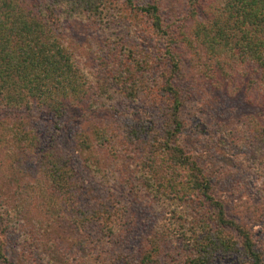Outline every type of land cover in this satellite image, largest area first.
Masks as SVG:
<instances>
[{"label":"trees","instance_id":"1","mask_svg":"<svg viewBox=\"0 0 264 264\" xmlns=\"http://www.w3.org/2000/svg\"><path fill=\"white\" fill-rule=\"evenodd\" d=\"M98 9L0 0V264H264L228 214L264 220V180L256 204L216 194L180 115L241 97L208 137L264 177V0H121L91 80L59 35Z\"/></svg>","mask_w":264,"mask_h":264},{"label":"rangeland","instance_id":"2","mask_svg":"<svg viewBox=\"0 0 264 264\" xmlns=\"http://www.w3.org/2000/svg\"><path fill=\"white\" fill-rule=\"evenodd\" d=\"M121 0H91V5H95V3L99 2V9L96 14H91L88 19H80L76 16H73L70 19V22L73 21V24L70 25V28L61 23L60 28H64L67 32L60 33L59 37L62 40H66V46L71 50V46L73 42L70 41L71 36L74 38L76 43H73V48L75 52L73 53L76 56L77 63H79V67H83L88 71V79L94 80L97 78L96 76V61L94 59V51L99 50L100 45H102V41L106 38L111 44L114 41V35H111L109 31L113 28V21L117 22V19H113V12L115 6L117 7V2ZM181 8V5L180 7ZM75 8L72 9L74 11ZM74 12H78V7ZM99 14L102 16L103 22L110 23L106 25L105 28L98 29L97 24L93 23L98 18ZM95 19V20H94ZM86 32L90 34L91 37L85 40V36L82 32ZM122 32H117L114 39L119 43H122ZM119 36V37H118ZM92 45V46H90ZM115 49L121 47V44H117L114 42L112 44ZM150 46V44H149ZM127 48V47H126ZM124 48L122 51L126 50ZM191 75H186L185 77L190 79ZM188 81H186L187 83ZM205 88V87H203ZM210 94L212 93L209 91ZM228 93V92H227ZM228 95H232L230 92ZM219 99L222 103L218 106L217 110L211 111L210 109H199L200 114L196 115L194 113H190V110L182 109L180 111V115L188 126L187 132L192 133L194 138H196V143L194 149L195 152H199L197 156L202 155L201 162L207 166V170L211 173H215L216 177H218L217 183L215 184L216 194L222 195L229 200L230 203H233L235 200H241L245 202V204H256L260 193V182L264 180V177H258L254 173L251 172V169H248V166L245 161L239 158V153L234 149V155L231 154L228 145H220L219 142H215L212 137H208V135L213 134L217 128V122L219 121H228L231 122L234 118H237L243 114L248 112L256 111L254 107H249L243 103L241 97L231 98V96L225 95V93H219ZM190 104V103H189ZM122 110H127L129 105L124 106V104H119ZM135 103H132L131 106L134 107ZM118 107V108H120ZM212 108V106H210ZM165 109H159L158 113H162ZM45 114L44 112L41 115ZM196 116L201 118L203 122H205L209 127L207 131H200L193 127V123L196 120ZM197 118V119H198ZM229 124V123H226ZM197 131V136H196ZM66 132H64L65 134ZM67 134V133H66ZM207 137H205V136ZM60 136V135H59ZM189 145H191V141H186ZM252 150V147L249 149V152ZM238 153V154H237ZM224 174V178H223ZM238 207H241L238 205ZM240 210V209H238ZM229 211L232 213H228L230 217L241 218V220H245L246 223L250 224V230L254 236V239L258 244L263 242L264 239V220L252 223L247 219V215L237 211L236 209H230ZM249 215V212H248ZM14 255V254H13ZM57 256V254H56ZM14 258H17V254ZM18 259V258H17ZM22 261L16 262V264H21ZM165 264H175L172 262Z\"/></svg>","mask_w":264,"mask_h":264}]
</instances>
